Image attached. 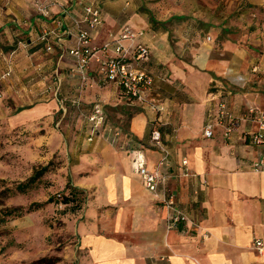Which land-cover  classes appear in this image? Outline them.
Instances as JSON below:
<instances>
[{"label":"crops","instance_id":"0c3cea01","mask_svg":"<svg viewBox=\"0 0 264 264\" xmlns=\"http://www.w3.org/2000/svg\"><path fill=\"white\" fill-rule=\"evenodd\" d=\"M248 1L264 11V0ZM80 11L76 7L71 18L58 21L72 27L71 19L80 18ZM58 21L50 25L51 52L68 97L91 104L99 102L95 91L117 90L126 98L113 82H97L96 57L111 49L95 54L87 80L81 81L75 58L67 53L74 28L58 40L64 29ZM108 30L101 25L93 29L95 47L122 33L120 29L111 36ZM136 40L151 53V97L162 109L130 100L135 110L125 129L103 124L102 133L87 141L83 151L90 170L77 181L91 192L85 218L77 226L81 264H264V176L253 168L263 147L251 139L258 124L248 114L250 108L264 110V29L261 37L247 40L252 47L244 46L243 38L198 41L190 48L184 43L177 57L153 39ZM221 102L240 118L228 138L218 115ZM208 123L212 134L207 137L203 128ZM154 128L161 132L160 147L149 140ZM138 155L148 169L160 173L156 192L143 184ZM168 192L175 194L176 207L186 216L172 226L162 201ZM255 239L263 243L261 252Z\"/></svg>","mask_w":264,"mask_h":264},{"label":"rangeland","instance_id":"374dc122","mask_svg":"<svg viewBox=\"0 0 264 264\" xmlns=\"http://www.w3.org/2000/svg\"><path fill=\"white\" fill-rule=\"evenodd\" d=\"M87 5L98 9L99 25L111 36L127 29L175 57L184 43L190 48L198 41L243 38L245 46L264 29L263 9L248 0H0V264H38L43 257L81 264L77 226L91 201L90 190L77 185L90 170L83 149L105 124L125 129L135 110L117 90L95 91L106 116L93 130L87 117L97 102L68 97L55 72L54 52L46 48L52 42L41 36L53 21L71 18L76 7L82 15ZM99 79L100 86L107 84ZM42 167L26 190L17 188ZM69 193L74 200L64 202ZM37 202L43 205L27 209Z\"/></svg>","mask_w":264,"mask_h":264},{"label":"built area","instance_id":"2783aa9c","mask_svg":"<svg viewBox=\"0 0 264 264\" xmlns=\"http://www.w3.org/2000/svg\"><path fill=\"white\" fill-rule=\"evenodd\" d=\"M100 22L101 15L98 9L92 5L85 6L80 18L74 20V41L71 47L68 48L67 53L75 58L76 71L81 75L82 79H86L91 59L99 51H107L110 48V53H107L105 56L96 57L100 78L106 82H113L119 88L121 95L127 99L148 102L153 108L161 110L162 106L158 105L151 97L153 86L152 75L148 69L151 59L148 47L136 40L134 34L127 29L118 37L111 38L101 47H95L92 44L91 33ZM57 23L58 26L63 27L62 21H58ZM61 31L57 35L58 40H61L64 35L70 34L66 28ZM53 34L51 30L44 31L41 40H48V37L49 40L53 39L51 37ZM124 41H128V44L123 43ZM46 48L52 50L50 41ZM248 114L258 124V129L251 136V139L254 143L263 147L262 154L253 163V168L264 176V110L250 108ZM218 115L224 126V134L228 138L237 129L240 118L235 117L228 111L223 102L219 104ZM87 118L92 123L93 130L99 128L105 120L102 106L98 103L94 104ZM203 133L207 137L211 136V123L205 125ZM150 140L158 147L161 146V132L158 128L151 130ZM185 162L184 160L183 164ZM135 163L145 188L150 192H156L162 181L159 171L157 169H148L142 155L137 156ZM162 201L168 209L167 219L169 225H176L186 220L185 214L176 207L177 199L173 192L166 193ZM254 247L261 252L263 250L262 241L255 239Z\"/></svg>","mask_w":264,"mask_h":264},{"label":"trees","instance_id":"16d2710c","mask_svg":"<svg viewBox=\"0 0 264 264\" xmlns=\"http://www.w3.org/2000/svg\"><path fill=\"white\" fill-rule=\"evenodd\" d=\"M45 169V167H42L41 169H37L35 170V172L25 181V182H19L17 184V188L20 190V191H24L26 190V187L28 186V184H31L32 182H34L40 174H42V171ZM73 190H78L76 189V187H72ZM81 192V191H80ZM73 195H75L73 193ZM73 198V199H70ZM51 199H48V201H50ZM62 200L64 202H69L70 200H74V196L72 197V193H69L68 195L65 194L62 196ZM43 205L42 202H37V203H33L31 204L30 206H28V210H34V209H38L40 208L41 206ZM58 260V257H50V258H47V257H43L41 259H39L36 263L38 264H53L54 262H56Z\"/></svg>","mask_w":264,"mask_h":264}]
</instances>
